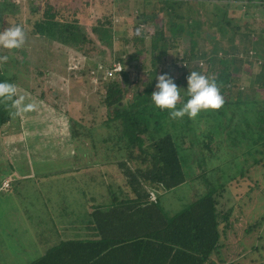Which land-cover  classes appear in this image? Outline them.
I'll return each instance as SVG.
<instances>
[{
	"label": "trees",
	"instance_id": "trees-1",
	"mask_svg": "<svg viewBox=\"0 0 264 264\" xmlns=\"http://www.w3.org/2000/svg\"><path fill=\"white\" fill-rule=\"evenodd\" d=\"M15 1L0 0V34L8 31L3 18L7 13L16 12ZM43 1V15L33 21L31 34L56 40L64 46L75 43L71 48L76 57L83 59L76 72L85 84L90 77H95L96 92L102 95V115L84 105H78L74 115L63 114L60 126L65 128L64 142L75 145L80 143L79 139L89 140L94 152H101L109 164L116 165L119 180L102 173L101 181L93 186L87 183L82 190L73 188L74 178L68 182L62 180L68 183L66 186L49 184L46 190L58 194L55 204L62 227L58 232L65 240L46 246L41 255L27 264H240L241 260L221 259L225 246L222 241L230 230L231 214L230 211L222 213L221 199L224 193L230 194L229 182L240 188L236 180L253 181L249 194L258 186L256 181L264 179V98H259L256 90L250 92L235 86L233 77L239 71L235 66L236 57L227 56L225 51L219 55L224 45L205 36L208 23L204 15H209L205 11L201 13V9L212 0H152L157 8L138 14L141 27L135 29L137 33L120 38L121 53L114 54L111 61L92 60L91 63L85 60L94 50L92 42L75 22H67L68 15L62 18L63 24L57 22V16L62 15L60 8L55 10L48 0ZM28 4L33 7V13L38 11L35 2L31 4L29 0ZM182 7L184 12H178L177 8ZM160 13L164 17L157 21ZM219 30L223 33L224 28ZM116 34L120 35V27ZM184 35L190 39V49L180 57L179 44L183 43ZM206 43L214 49L212 55L204 52ZM147 45L152 55L148 65L144 54ZM251 45L243 44L242 49L246 51ZM237 52L240 48L234 54ZM2 57L8 60L3 59V63L14 64L11 56ZM167 63L170 71L162 69ZM192 70L215 80L223 100L218 109L202 111L194 118L174 119L167 110L152 105L149 95L155 90L156 77L171 73L181 87V100L177 102L180 107L187 99L183 87L188 71ZM32 72L35 87L40 89L39 98H33L37 102L43 91L40 79L49 72L44 68ZM18 80L15 73L9 80L0 76V82L11 84L12 81L15 88L11 96H0V115L6 114L12 120L18 111L22 116L17 120L28 124L32 121L25 117L30 116L27 102H33L31 93L36 88L20 94L16 91ZM45 122L48 126L53 124L52 119ZM4 123L0 117V125ZM40 136L42 133L36 132L24 147L22 142L17 143L20 152L12 154L11 161H22L17 173L24 180L18 181V176L9 180L11 187L0 194L14 191L26 180L42 179L51 183L80 171L78 166L72 168L76 157L70 151L52 152L57 150L58 137L40 145L38 151L35 146L44 143L39 141ZM76 149L82 151L81 147ZM30 158L32 163L28 162ZM42 167L45 170L38 172ZM9 176L5 172L0 185ZM92 180L90 177L89 182ZM181 186H187L195 196L189 197L193 200L188 205L170 215L162 193ZM263 188L256 195L260 199ZM78 190L81 192L76 194ZM60 196L64 199L61 204ZM45 211L47 220L54 226L52 213ZM257 215L255 226L264 225V215ZM37 232L44 238L43 231ZM47 241L44 239L45 244ZM253 250L258 258H263L264 246Z\"/></svg>",
	"mask_w": 264,
	"mask_h": 264
},
{
	"label": "rangeland",
	"instance_id": "rangeland-1",
	"mask_svg": "<svg viewBox=\"0 0 264 264\" xmlns=\"http://www.w3.org/2000/svg\"><path fill=\"white\" fill-rule=\"evenodd\" d=\"M28 1L16 0V8L14 7L16 12L14 14L7 13L3 18L4 27L7 30L19 27L23 33V39L19 46L12 47H7L0 41V76L4 75L9 80L14 73L18 74L19 80L16 91L20 94H26V91L30 92V89L37 87H35L36 81L32 80L33 69H48L49 75L40 79L44 91H42L41 99L34 102L33 98H39L40 93V89L36 88L31 93L33 102H27L30 104L28 112L30 116L25 115V117L32 122L24 124L25 121H18L19 117L22 116V113L20 114L18 111L12 120L9 119V116L6 117V114L0 115L5 121L3 125H0V180L5 172L12 176L2 180L0 191L11 187L9 180L18 176L17 169L22 161L16 162L14 160L18 165L11 161L12 154L20 152L17 143L22 142L21 147L26 146L36 132L42 133L39 141L44 142L35 146L38 151L41 148L40 145H45L58 137L57 141L54 140L57 144L55 150H57L52 152L62 154L66 150L70 151V154L76 157L72 168L77 169L78 166L80 171L74 172L72 177L63 175L51 183L48 180L43 182L42 179L38 182L26 180L14 191L0 194V264H27L41 255L48 248L46 246L55 245L60 239L65 240L59 236L60 232H58L62 229V227L60 228L61 219L57 211L58 206L55 204L58 194L46 190L49 184H60L61 187L65 184L68 185V183H64L65 181L68 182L74 178L73 188L82 190L85 189L84 186L87 183L93 186L96 181H101L102 173H107L111 178L119 180L116 165L114 163L109 164V160L101 152H94L90 147L89 140L79 139L80 143L75 145L64 142L65 128L60 126V123L63 122V114L74 115V109L78 108V105H84L86 108L90 106L102 115L101 113L104 111L103 105L100 104L102 95L96 92L97 80L95 77H90L88 84H85L81 81V75L76 72L79 69L78 63L83 59L76 57V52L71 48L76 45L75 43L64 46L56 40L40 39L31 34L33 21L43 15L44 1L31 0V4L35 2L36 6L39 7L38 11L34 13L32 12L33 7L28 4ZM136 1L48 0L47 3L55 10L60 8L62 15L57 16V22L63 24L62 18L64 15H68L67 22H75L86 35L88 41L92 42L94 50L87 54V60H85L86 63H91L92 60L108 62L112 60L114 54L121 53L122 49L119 47V43L122 42H120V38L132 37L137 33L135 29L141 27L138 14L157 8L152 0ZM177 10L184 12L183 7L177 8ZM204 11L209 15H204L208 23L205 27L207 28V35L205 36H209L215 41L218 40L222 46L224 45L219 55L225 51L227 56L236 57H234L236 59L235 66L239 68V71L237 76L233 77V83L237 84L235 86L250 92L256 90L259 98H264V0H212L209 6L201 9V13H205ZM159 15L157 21H161L160 19L164 17L163 13ZM119 27L120 35L116 34ZM220 27L224 28L223 33L220 32ZM3 35L0 34V36ZM182 42L179 44L180 57L190 49L188 36L184 35ZM247 43L250 45L252 43V45L245 51L242 48L243 44L246 45ZM204 48L206 50L204 52L212 55L214 49L208 43ZM239 48L240 52L234 54V51L239 50ZM149 50V45H147L144 53L147 65L152 60V55L148 53ZM5 54L15 60L13 65L3 63L4 57L2 55ZM4 61L8 60L5 58ZM168 68L170 71V66L167 63L162 69L166 71ZM118 69L119 67H116V70ZM168 75L172 76L171 73ZM232 93L235 94V91ZM81 97L84 98V101L81 100ZM24 113L27 114V112ZM45 119H52L53 124L50 123L48 126ZM11 121L13 123H9ZM48 132H51L52 135H48ZM77 147H81L82 151L77 150ZM54 156L55 154H52V157ZM99 159L100 161H98ZM32 161L31 158L28 160L29 163ZM38 165L40 166V164ZM44 170L42 167L38 172ZM90 177L94 179L91 182H89ZM20 179L22 178L18 176V181ZM254 179L255 177H253ZM236 181L240 182V185L237 186L240 188H235L230 182L227 183V186L230 187V194L224 193L221 199L220 209L222 213L231 212L230 230L222 241L225 246L221 250V259L225 262L241 260L240 264H264V251L262 253L263 258H258V253L253 250L254 247L264 246V225L255 226V216L258 218L257 214L264 215V200H262L264 179L256 181L258 186L253 188L249 194L247 193L249 187L254 184L253 181H249L247 178ZM6 182H8L7 186H5ZM199 188L201 190L202 186ZM260 188H263L261 191L263 194H259L261 199L256 196ZM172 191L162 193L161 197L170 215L188 205L187 202L193 200L189 197L195 196L194 192H190L187 186H181ZM80 192L78 190L76 194ZM152 199L154 197H151ZM59 201L61 204L64 199L60 196ZM254 208H258V210H254ZM46 209L52 213L54 226L47 220ZM37 231H43L44 238H41L42 235H39ZM44 239L48 240L49 243L45 244ZM253 259H255L254 262Z\"/></svg>",
	"mask_w": 264,
	"mask_h": 264
},
{
	"label": "clouds",
	"instance_id": "clouds-1",
	"mask_svg": "<svg viewBox=\"0 0 264 264\" xmlns=\"http://www.w3.org/2000/svg\"><path fill=\"white\" fill-rule=\"evenodd\" d=\"M22 39L23 33L19 27H13L0 36V41L7 47L19 46ZM154 89L149 95L152 105L159 110H167L169 117L174 119L184 116L194 118L202 111L218 109L223 103L215 80L196 70L188 71L183 87L187 99L180 107H177V102L181 100V88L168 73L156 77ZM14 90V85L0 82V96H11Z\"/></svg>",
	"mask_w": 264,
	"mask_h": 264
},
{
	"label": "built area",
	"instance_id": "built-area-1",
	"mask_svg": "<svg viewBox=\"0 0 264 264\" xmlns=\"http://www.w3.org/2000/svg\"><path fill=\"white\" fill-rule=\"evenodd\" d=\"M7 185H8V182L5 183V186H7Z\"/></svg>",
	"mask_w": 264,
	"mask_h": 264
}]
</instances>
